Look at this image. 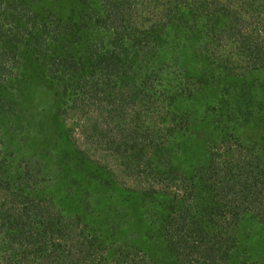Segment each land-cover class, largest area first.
<instances>
[{
  "label": "trees",
  "instance_id": "obj_1",
  "mask_svg": "<svg viewBox=\"0 0 264 264\" xmlns=\"http://www.w3.org/2000/svg\"><path fill=\"white\" fill-rule=\"evenodd\" d=\"M142 1L0 0V264H67L55 238L68 232L62 208L83 226L71 264H231L234 258L254 264L247 254L252 228L264 225L263 49L250 41L255 33L243 32L240 10L252 11L264 32V0H237L234 12L220 0H168L166 8L152 0L153 19L140 14ZM188 35L193 43L183 45ZM224 38L248 50L243 66L258 76L251 83L234 80L238 65L229 52L215 49ZM163 53L174 68L167 106L160 113L150 107L160 120L180 110L185 120L183 131L173 126L167 135L140 119L143 103L160 104L158 85L165 81L153 70ZM211 92L223 96L220 106L207 100ZM76 101L78 111L84 102L104 104L96 112L108 121L74 116L72 127L86 130V138L65 147L62 111ZM207 108L213 118L221 108L230 124L209 133ZM22 119L32 123L26 136L19 134ZM55 141L63 154L57 168H48L47 145ZM98 148L126 167L131 159L142 184L152 177L140 193L124 190L122 217L128 222L130 211L139 209L153 219L144 222L137 212L127 236L121 229L114 240L107 236L117 228L112 220L87 221L78 212L89 185L101 192L106 184L111 193L118 187L104 176L94 179L87 167L90 151ZM144 155L147 167L139 165ZM59 179L69 183L68 193L47 186ZM172 182L183 191L178 199L170 192L174 201L164 193ZM78 197L75 207L71 201ZM244 205L256 221L239 214ZM263 240L262 234L255 242L259 256Z\"/></svg>",
  "mask_w": 264,
  "mask_h": 264
},
{
  "label": "rangeland",
  "instance_id": "obj_2",
  "mask_svg": "<svg viewBox=\"0 0 264 264\" xmlns=\"http://www.w3.org/2000/svg\"><path fill=\"white\" fill-rule=\"evenodd\" d=\"M166 1L168 0H159L157 1L159 4V6L161 8H166L169 3H166ZM161 2H165L163 4H160ZM220 2H224L227 5H231V9L233 10V12L235 10H237V8L239 9V4L237 3V0H220ZM261 2V0H257L256 3ZM142 3H144V5H142ZM142 3L139 5V12L141 15H149L151 17V19L154 18V15H152V12L154 13L155 11H151L153 8V1L152 0H146V1H142ZM159 10V9H158ZM157 10V12H158ZM252 11H245L244 9L240 10V14L242 17H244V20L247 22L245 23L243 26V32L245 34H251V33H255L256 35L252 36V43H257L258 45H260V47H262L261 49H263L262 52V60H263V66L260 68V70L258 71V73L260 74L261 78L264 77V32H262L263 30L259 29L256 25V17L255 15L252 13ZM253 16V17H252ZM148 23H146V25H148ZM199 26L201 24V22L198 23ZM198 25L196 27H199ZM197 29V28H196ZM190 32V30H189ZM192 32V31H191ZM247 32V33H246ZM257 32H260L259 35H257ZM186 33V32H185ZM191 34V33H190ZM185 39H182L183 45H189L193 43V41H191L189 35L185 36ZM173 44L178 45V42L176 40L170 39L168 40ZM181 41V40H180ZM240 46V45H239ZM242 46V45H241ZM218 50V52H222V53H227L229 52L232 60L235 61V64L238 65L237 66V72H238V76H235L234 80H238V78L241 80L242 83L248 84L251 83L252 78H254L255 76H257V72L253 71L251 73H249L247 71L246 66H243V63L245 64L246 62V55L248 53V50L245 48H240V47H236L235 45L231 44L227 39L224 38V41L222 42V44H220V46H217V48H215ZM171 50V49H169ZM161 56V64L157 65L154 67L155 68L153 71L155 73L158 72V76H163L162 78L164 79V83L163 84H159L158 86L160 87L159 89L162 90V92H164V94L162 95V92H159L160 96V104L157 107H153L152 104L148 105L146 103H143V105L140 106V108H142V112H141V120L144 121L146 120L145 124H149L152 126L154 125V130L156 134H168L169 131L171 130V128H175L178 127V129H181V131H183L182 128H184L185 126L182 127V125H184L185 120L184 118L181 119V110L177 113L175 112L174 114H171L170 112V116H166L164 119L160 120L157 115L154 113H152L153 111L151 110V107L153 109H158L159 113L162 110L163 106L166 107V102H163V99L165 98V95L167 93V89L169 86V82H170V77H171V73L172 70L174 69L172 66V62L169 59V54L168 53H163ZM28 61V62H27ZM23 60V62L26 64V66L30 67L31 66V62L30 60ZM41 63V60L39 61ZM36 68V66H35ZM34 68V69H35ZM258 74V75H259ZM242 75V76H241ZM244 77V78H243ZM258 77V76H257ZM256 77V78H257ZM243 79V80H242ZM260 79V78H259ZM258 81V80H257ZM233 94H230V97L233 98ZM225 96V95H224ZM207 100L208 101H212L214 104L213 106H220L219 104V100L223 97L222 95L218 94V93H209L207 94ZM229 97V98H230ZM162 99V100H161ZM206 101V104H210V102ZM219 101V102H218ZM82 107L83 110L78 111V101H76V103L73 102V107L70 108V106H66L65 109L63 108L64 111H62V116L64 118V123H65V129H66V134L64 136V141H65V147H67L68 145H72L73 147H75L76 143H81V141H84L86 138V130L84 132H82L81 128L82 127H78V128H74L73 126V122L76 121L74 116L78 115L80 116L82 122L85 121V118H87V116H91L93 119L97 117L98 120H104L107 118L106 116L102 117V113L98 111L99 107L101 110V107L104 106V104H102V106L98 105V102L94 104L93 103H88V102H84L82 103V105H80ZM151 106V107H150ZM225 109V108H224ZM207 112H205V115L209 116L207 117V124H208V132L212 133L214 130L213 126L215 125L216 128L221 131V128L224 126L225 122L228 123L225 120V117H222V109L218 108L215 112V116L214 118L212 117V115H210V110L207 108ZM82 112V114H78ZM98 113V115H97ZM104 113V112H103ZM227 113V111H226ZM264 113V112H263ZM171 116L174 118V121L171 119ZM226 116V115H225ZM108 121V119H106ZM180 120V121H179ZM199 121V122H198ZM190 122H192V118L190 119ZM180 124V125H179ZM199 124H202V121L197 120V128L199 126ZM230 124V123H228ZM32 125V123H26L23 119L21 120L20 124L18 127H20L22 129V133H19L22 136H26L23 132H29L30 131V126ZM70 127H72L70 129ZM215 128V129H216ZM197 130V129H196ZM57 142H53L49 143L47 145V151H49L50 157L48 156V159L46 161V164L48 166V168H53L54 166L57 168L58 166V157L62 156L63 151H62V146L61 144H57ZM42 149L39 148V152ZM142 150L145 152V150L142 148ZM91 156V161L90 164L87 165V167L89 168L90 171H93L96 175V178L98 180V175L99 178L104 176V178H106L107 180L115 183L114 185H117L118 187L116 188L115 191H113L112 193L107 191V186L106 184L103 185V189H101V192H98V190H96L94 187H92L91 185H89L87 187V192L84 190L80 189V186H78V191H84L83 193L87 195V201H85V204H79V197L78 198H73L75 199V201H71L70 203L73 204V206H77L79 204V208H78V212L79 214L81 213L82 216L85 217V215L87 216V221H96L97 219H99V223L100 221H103L104 223H106V221H110L112 220L115 224H116V229H115V233L113 232V234L110 236V234H108L107 236L109 238H113V240L115 239V234L118 232H120V230L122 229L123 231V235L125 234L127 236V228H129L133 222H135V219L138 218L136 216H138V211L139 209L136 210V212L134 213V209L130 211V215L127 216H131L128 220V222L124 221L125 218L122 217V208L126 207L125 205V197H127V192H125L124 190L127 188H130V190H132L133 188H136L138 190V192L144 188H149V185H151L150 181L152 179V177L147 176V178L149 177L148 181L145 182V184H142V181L140 182V178L138 177V175H136L134 169L136 167L133 166V163L131 161V159L127 160V167L120 163V160L117 159L116 161L111 160L109 161L108 155L105 154L104 150H101L100 148L95 149V150H91L90 151ZM147 157L144 155L142 157V159L139 162V165H143L145 167H147ZM52 166V167H51ZM44 167V166H43ZM40 168L42 171L44 168ZM126 167V168H124ZM39 170L37 169V172ZM62 173H65L64 170L61 171ZM144 180V177H143ZM46 186V185H45ZM47 186L52 188H57L60 192L62 193H68V191H70V185L68 182H66L64 179H59L58 181H49L47 183ZM178 186V185H177ZM175 185V183H171V185L166 189V195L168 196V198L172 199V194H176L174 196L175 199L180 198L181 194L183 193V191L181 189H179ZM47 187V188H48ZM47 188H44L45 190ZM49 188L51 195L53 194V191H51V189ZM96 192H95V191ZM172 191V194L170 193ZM139 192V193H140ZM80 193H78L79 196ZM63 195V194H62ZM174 198L172 201H174ZM166 199V200H167ZM244 205L243 207L241 206L239 214L242 216V214H244L245 217L248 216H252V213L254 212L252 210V207L250 205L246 206ZM190 207V206H189ZM188 207V208H189ZM81 208V210L79 211V209ZM67 209V208H66ZM100 212H99V211ZM56 211V210H55ZM133 212V213H131ZM138 212V213H137ZM78 214V216H79ZM140 216L141 218H143L144 222L152 220L153 217L148 215L147 212L144 213V211H140ZM61 220L62 222L65 224V227L67 226L68 229H66V231H68L66 233V237H61L62 233L58 232L55 233L57 234V236L55 238L58 239V241L64 246L62 248H64V252H65V258L67 264H71L73 263L72 260H74V258L76 259V257H78L77 251L75 246L78 245V243L84 238L83 236L80 235V229L83 227L82 225H79L76 222V217L77 214L75 215V217L68 218V213L66 212L65 209L62 208V212H61ZM226 217H229V212H227ZM240 215H238L239 217H241ZM249 217V218H250ZM60 218V216H59ZM106 220V221H105ZM252 221H256V218H254L253 216L251 217ZM76 224H78V226H76ZM107 224V223H106ZM113 224V223H112ZM148 224V223H146ZM257 225V227H256ZM81 226V228H80ZM264 225H260L258 223H256L253 228H252V235L254 234V237L252 238L251 241H249V245H248V257L250 259V261H254V264L258 263V264H264V247L263 249V253L259 256L258 254L259 249H257L255 251V242L258 241L261 237V235H264V231H262V227ZM100 228H104V226H100ZM118 230V231H117ZM170 232H174L173 230H170ZM68 234V235H67ZM173 239L176 240H181L179 237L173 236ZM264 241V240H263ZM84 242V241H83ZM177 243V242H176ZM242 249L244 248V244L240 243ZM239 244V245H240ZM161 246V244H160ZM246 247V246H245ZM70 249V251H69ZM61 250V249H60ZM246 251V249H245ZM258 253V254H257ZM77 254V255H76ZM62 255V253H61ZM140 256H142V254H139ZM63 257V255H62ZM174 258H172L173 260ZM180 264H183L182 261H179ZM100 264H106L105 261H100ZM231 264H237V259H231L230 260ZM60 264H64L63 262H61ZM190 264H199V262L197 260H193Z\"/></svg>",
  "mask_w": 264,
  "mask_h": 264
}]
</instances>
